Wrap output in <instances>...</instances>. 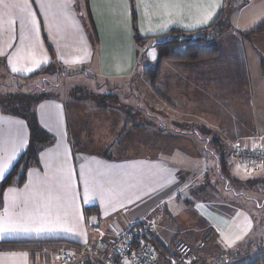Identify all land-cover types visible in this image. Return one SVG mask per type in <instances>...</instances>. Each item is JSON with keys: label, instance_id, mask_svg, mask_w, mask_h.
I'll return each mask as SVG.
<instances>
[{"label": "crops", "instance_id": "0c3cea01", "mask_svg": "<svg viewBox=\"0 0 264 264\" xmlns=\"http://www.w3.org/2000/svg\"><path fill=\"white\" fill-rule=\"evenodd\" d=\"M88 2L98 41L93 40L88 32V18L85 19L78 0H71L67 9L62 6L64 0H29V8L35 14V25L27 10L13 7L23 4V0H0L1 67L9 75L22 77L30 76L52 62L71 71V75L85 74L89 68L107 83L106 87L113 85L117 89L121 88V84L131 82L135 76L144 77L138 68L139 46L135 42L129 16L130 0ZM134 3L138 30L142 36L152 37V41L161 39L172 29L194 31L207 27L223 11H227L224 9L226 0H143L139 5L134 0ZM233 11L228 19L229 30L223 33L228 42L223 50L232 58L234 44L236 47L240 44V63L236 68L241 72H237L230 84H215L217 91L222 90L221 87L227 88L221 100L216 99L218 91L208 105L207 101L199 104L210 109L211 127L215 126L214 116L221 118L218 107H224V103L230 106V113L222 117L223 125L229 126L227 130L232 133L233 142L264 148V32H251L264 22V0H240ZM13 67L20 71H13ZM243 73L247 76V82ZM159 81L153 88L156 94L161 93L158 90ZM247 86L248 90H245ZM84 100L75 99L70 109L55 95L38 103L39 122L55 135L56 142L40 153V166L29 169L23 185H12L4 190L0 221L8 217L22 225L45 230L0 232V264H64L55 261V253H51L47 260L39 255L34 256L27 249L4 247L5 242L63 240L67 243H91L100 238L107 240L142 220L151 221L152 234L156 241L165 246L172 247L179 239L188 244L198 243L206 234H210L200 250L194 248L199 256V264H206L202 259L206 253L209 256L218 253L227 260H234L259 249L244 244L253 218L247 206L232 199L242 193L234 189L218 191L213 187L217 185L211 186L217 190L211 195L202 191L206 185V182L201 184L202 179L207 181L210 177L208 173L214 169H201L196 183L192 182L189 188L185 177L188 168L178 162L180 160L176 159L178 155L174 151H166L170 147L159 149L155 143L151 153L149 148L150 152L143 149L140 142L137 145L138 141L129 145L124 140L129 136L130 140L135 141L139 132L149 126L152 127L147 133H151L153 139H168L170 130L161 128L165 120L160 130L158 122L151 120V124L148 120L144 122L146 126L138 125L122 117V109L102 108L97 103L96 115L93 116ZM246 100L247 109L243 103ZM170 101L173 105L172 99ZM230 101L234 105H230ZM213 102L216 104L214 111ZM198 111L204 113L201 109ZM217 123L219 125L220 121ZM252 123L258 126L257 132L251 133V129H248ZM127 124L133 125L132 128L125 130ZM238 125L243 127L237 128V131L231 129ZM179 133L176 138H181ZM114 135L118 136L115 143L117 150L112 151L113 148L109 147ZM29 136L26 120L6 113L0 105V182L27 148ZM107 136L111 137L109 142L105 141ZM175 136L176 133H173L171 137ZM90 144L95 145L94 148ZM85 182L88 184L87 195ZM198 185L201 188L200 197L193 201L189 195L196 193ZM183 189L187 193L181 206ZM219 195L223 197L219 198ZM242 197L251 199L245 195ZM88 206H95L97 213L88 215L84 211V207ZM178 210H182L180 213L185 217L188 213L194 214L197 230L190 239L183 237L180 231L170 238L163 232L167 226L164 220H171L178 215ZM257 259L264 264V253L258 254L253 261ZM248 261L242 264L253 263ZM212 264L224 263L213 261Z\"/></svg>", "mask_w": 264, "mask_h": 264}, {"label": "rangeland", "instance_id": "374dc122", "mask_svg": "<svg viewBox=\"0 0 264 264\" xmlns=\"http://www.w3.org/2000/svg\"><path fill=\"white\" fill-rule=\"evenodd\" d=\"M78 1L83 8L84 17L85 19H87L85 0ZM236 1L237 0H226L225 8L227 6L229 9V7L232 6V10H229L230 14L233 9H235V7L239 4V2L237 1L238 3H236ZM233 13L234 11L232 12V15ZM227 23L230 24V21ZM228 28L224 27L223 31H228ZM221 34L218 33L217 35L209 38L208 41L202 43L203 46L206 45L211 49V51H209L211 54L208 53L209 56L206 58V60L194 63H185L182 61L171 60L164 62L162 67V75L158 84V90H160L161 94L166 96L169 101L170 99H172L174 103H172L173 105L169 104L168 102H164L160 98H157L158 94L153 91L150 80L145 76H135V78L131 82L126 85L121 84V88L117 89V87L113 85H111L112 87H106L107 83L98 78V76L94 72L89 70V68H87V72L85 74L61 75L58 73V71H55L52 73H43V76L30 79L27 82H22L20 80L17 81V79L13 78V76L6 73L4 68L0 65V92L12 93L20 90L39 91L40 87H44L49 91L50 95L60 97L70 109L73 104L72 102L75 100L73 97L75 95L79 97L81 94L79 90L88 91L91 93L83 99H85V104L89 105L93 116L96 115L95 103L98 102V98L101 94L117 95L118 103H111V105L109 104L108 107H118V109H122V113L120 115H122V117H127L128 122L137 123L138 125H140L144 124V122H146L147 120L150 123L149 120H151L153 121V123L158 122V127L160 130L162 121L165 120L164 127L161 128L164 131L170 130V137L173 133H176L175 138L169 137L168 139L160 138L159 140H155V137L154 139L153 137H151V133H147L148 130H151L152 127L149 126L148 128L144 127V130L139 132V137L135 141H133L132 139L130 140L129 136H127L124 140L128 141L129 145L136 143V141H138V145V143L140 142L139 145H141L143 149H146L147 152H150L154 148L153 145L155 143L157 144V146H159V149L161 147H170L169 149H166V151H174V154L178 155L176 159L180 160L178 162L180 164L186 165L188 168V173H186L185 177L186 181H188L189 188L192 186V182L196 183V177L200 175L201 169H206L210 166H214L217 170V173H220V179L223 175V179L226 181V183L231 184L230 186L225 184L224 181H219V189H234L237 192L242 193L238 196H234V198H229H232L241 205H245L249 208V212L251 213L253 218V223L249 231V236L245 240L244 244L248 247H259V249L254 250L250 254L243 255L240 259L234 260L233 258L227 260L224 258V255H220L218 253H213L212 256H209L206 253V256H202V259H205L206 264H212L213 261L216 263L222 262L224 264H242L248 260V262H251L255 260L258 254L264 253V175H261L264 174V163L255 168H249L246 163L233 155V148L235 146H239L243 149L250 150L261 147L259 145L246 146L245 143H243L242 146L236 142H233L231 137L232 133L227 130L229 126L223 125L224 117L226 116V114L230 113V106L226 105L225 103L222 104L224 105V107H218L221 118H219L218 116L213 117L215 123V126L213 127L215 131L213 137H211V135H208L203 128H200V126L197 127V124L210 127V121L212 120V118L210 119L209 115L210 109L200 107L199 103L207 101L206 103L208 105L212 99H215L216 93L218 91L219 93L216 99H220L221 95L226 93L227 88L224 89V87H221L222 90L218 89L217 91V89L215 88V84H220L221 86L223 85V83L230 84V80L232 78H235L237 72H241L236 68L239 67L240 63V56H238L239 51L242 50V48L241 50L238 49V45L240 44H238L237 47L236 44H234L235 52L231 53L232 58H230V55L228 57V54L223 50V48L227 46L228 42L225 39V35L221 36ZM219 37L221 38L219 39ZM163 39L164 37H162L158 41H161ZM174 48L176 52H186V44L183 42H181ZM150 53L154 54L156 57H154V55H150ZM138 57V68L140 72H142V74H144L145 68L152 67L153 69H155L158 65L159 55L158 50L155 46H149L148 48H146V50H143L142 47H139ZM241 64L243 65V63ZM226 65H228V67H226ZM242 71L245 72V70ZM94 75H96L97 77ZM243 75V78H246L247 82L246 74L243 73ZM218 79L220 80L218 81ZM98 84L100 85L98 86ZM244 88L245 90H248V86ZM247 101L248 100L243 101L245 108L247 105ZM215 105L216 104L213 102V111L216 110ZM230 105H234L233 102L230 101ZM92 107L94 108L93 110ZM124 107L128 111L127 113L125 112ZM199 109H201V111L203 110L204 113H200L198 111ZM165 115L167 116L166 118H164ZM223 115L224 117H222ZM188 121H190L189 123L194 124L190 128H188ZM217 121H220L219 125ZM144 125L146 126L147 123H145ZM132 126L133 125L130 124L128 126L127 124L124 129H131ZM242 127V125H238L236 128L233 127L231 129L237 131V128ZM257 127L258 126L256 124L252 123V125H250L248 129H251V133L252 131L257 132ZM155 131L158 132L157 129ZM178 131L181 133H179L181 139L176 138L178 137ZM184 133L186 134V138L182 139L184 137ZM224 134L226 135V137L224 136ZM219 135H221V137ZM110 138L107 136L105 141L109 142ZM112 138L113 139L110 141V144H112L109 148H113L112 151H115L117 150L115 143L117 141L116 139H118V136L114 135ZM220 139V144L224 145H222V148H218L219 155L210 154L208 150H215V148H217V145L216 147H214L213 144H215V142L216 144L219 143L218 140ZM55 142L56 139L47 147L54 145ZM86 142L88 143V141ZM121 145H123V141L121 142ZM94 146L95 145L90 144L91 148H94ZM47 147H45L44 149H46ZM148 148L150 149V151L148 150ZM119 151L122 152V150ZM152 152L153 151H151V153ZM229 152L230 155H227L229 154ZM221 156L226 162V168L221 166ZM171 158H175V156ZM48 179H52V177H49ZM228 181H230V183ZM204 182L206 181L202 179L201 184H204ZM199 186L200 185H198V187L196 188V193L194 195H189L191 196L190 199L193 201L200 197L199 194L201 188ZM186 193L187 192L185 191V189H183L180 199L181 206L184 203V197L186 196ZM242 195H245V197H250L251 199L245 200ZM189 204L193 205L191 203ZM43 209L47 212L45 206L43 207ZM180 211L182 210L177 211L179 216L176 215L171 220H164V223L167 226H165L163 232L167 238H170L172 235L176 234V232L180 231L183 237L185 236L187 239H190L192 233L197 230V227H195L196 221L194 220V214L188 213L185 217V214L180 213ZM209 236L210 234H206L203 237L202 241L198 243H190L191 245H193V247L188 244L190 247H192L194 255V248L197 249L198 247H200L197 249V251L200 250L204 246L202 244H204L208 240ZM95 242L96 241H94V243ZM80 244L81 243H76L74 245ZM255 251H257V254H255ZM160 256H162V253L159 254V261L161 260ZM53 257L55 258V261L61 262L57 260L58 258L55 255H53ZM213 257L215 258V260L213 259ZM259 262L261 263V261Z\"/></svg>", "mask_w": 264, "mask_h": 264}, {"label": "trees", "instance_id": "16d2710c", "mask_svg": "<svg viewBox=\"0 0 264 264\" xmlns=\"http://www.w3.org/2000/svg\"><path fill=\"white\" fill-rule=\"evenodd\" d=\"M237 1L239 2L240 0H237ZM237 1L236 3H238ZM130 3H131L132 30H133V35H134L136 44L139 47H142L143 50H146V48H148L149 46H155L158 50L159 61H158L157 67L155 69H153L152 67L151 68L147 67L144 69V76L150 80V84L152 85L154 89L162 75V67L165 61L171 60V61H182L185 63L186 62L194 63V62L206 60V58L209 56L208 53H210L209 51H211V49L208 48L206 45L203 46L202 43L208 41L209 38L217 35L218 33L219 34L222 33L221 34L222 36L224 32L223 31L224 27L228 28L230 26L229 23L227 22H229L228 20L229 15H230L229 10H232L231 9L232 6H230L229 9L226 6L225 10L227 11H223L222 15L220 14L219 17L211 25L207 27L196 29L194 31H184L181 29H172L171 31H169V33L163 35L164 37L163 40L161 41L153 40L152 41L151 40L152 37H146L140 34L138 27H137L138 17H137L134 0H130ZM85 5H86V10H87V18H88V24H87L88 32L90 33L91 37H93V40L98 41V36H97L96 29L94 27L92 15L89 11L88 0H85ZM251 32H256V33L264 32V22L260 24L259 26L255 27L254 30ZM245 33L247 34V32ZM181 42L186 44L185 53H179L175 51L174 47L179 45ZM55 71H58V73L61 75L72 74L71 71L62 67L60 64H55L54 62H52L46 67L42 68L41 70L34 72L30 76L22 77V76H17L14 74H11V76L17 79V81L20 80L22 82H27L30 79H33L35 77L42 75L43 73H52ZM79 92L81 93L80 96L77 97L75 95L73 97L74 99L86 98V96L91 93L88 91H81V90H79ZM158 95H159V98L162 99L164 102H168L169 104H171V101H169V99L165 97L163 94L158 92ZM50 97L51 95L49 94V91L44 87H40L39 91L38 90L37 91L35 90L34 91H21L20 90V91H16L12 93L0 92V105L2 109L8 114H13V115L24 118L28 124L29 135H30L27 148L25 149L24 152H22V154L19 156L17 161L12 166L11 170L7 173V175L0 182V207L2 206V197H3L4 190L7 187L12 186V185H15V186L23 185L27 179V174H28L29 169L32 167L40 166L41 151L45 147H47L50 143H53L56 139L54 134H52L51 132L46 130L44 127H42V125L39 122L37 109L35 108V106L37 107L39 102H41L44 99H48ZM117 99H118L117 95L101 94L100 97L98 98V102L96 103L102 108H108V105L109 104L111 105V103L117 104L118 103ZM124 110L126 113L128 112L125 109V107H124ZM189 122L190 121H188V128L194 125ZM198 126H200V128H203L207 132L208 135H211V137H213L215 133L213 127L197 124V127ZM219 136L221 137V135ZM218 142L219 143L217 144L216 142L215 144H213L214 147H216L217 145V148H215L216 152H214V150H211V152L208 151L210 152V154L219 155L218 148H222V145L224 144H220L221 139L218 140ZM222 156L220 158V162H222L221 166L226 168V162L225 160H223ZM210 168L214 169L215 171H210L208 173L210 177L208 178L207 181L204 179L206 181V185L202 189V191H204L205 194L211 195L214 193V191L216 192L217 190L218 191L225 190V188H222V190L218 188L219 181L220 182L224 181L225 184L231 186V184L226 183L224 179L222 178L220 179V177L218 178V176H220V173L219 174L217 173V170L214 166H210ZM228 182L230 183V181ZM212 185H217L216 187L213 186L214 189H217V190H214L211 187ZM221 197L223 196L219 195V198ZM84 211L88 215L97 213V209L95 206L84 207ZM148 235L154 241L155 247L158 250L159 254L162 253V256H160L161 263L163 264H189V263L183 262V260L178 256V252L176 251V247L174 246V244L171 247V246H165L162 243L156 241L154 235L152 234V227H151V232H148ZM5 243L6 244L4 247H7L9 249H27V250H30L34 256L39 255L41 258L47 259V260L50 259L49 258L50 254L55 253V251L59 247H61V245L76 244L74 242L67 243V241H63V240H46V241L15 240V241H9ZM196 256H197L196 260L191 264H199L198 263L199 256L197 254ZM259 261H262V260L257 259L255 262L252 261L253 263L251 264H260Z\"/></svg>", "mask_w": 264, "mask_h": 264}, {"label": "built area", "instance_id": "2783aa9c", "mask_svg": "<svg viewBox=\"0 0 264 264\" xmlns=\"http://www.w3.org/2000/svg\"><path fill=\"white\" fill-rule=\"evenodd\" d=\"M233 155L249 168L264 163V148L248 150L235 146ZM151 227L150 220H142L107 240L100 238L95 243L61 245L55 256L64 264H163L159 261L154 241L148 235ZM175 247L183 262L191 264L196 260V254L185 240H177Z\"/></svg>", "mask_w": 264, "mask_h": 264}, {"label": "snow or ice", "instance_id": "6c2138e0", "mask_svg": "<svg viewBox=\"0 0 264 264\" xmlns=\"http://www.w3.org/2000/svg\"><path fill=\"white\" fill-rule=\"evenodd\" d=\"M143 0H137V4L139 5L140 3H142ZM71 0H64L63 3V7L65 9L68 8V6L70 5ZM13 7H19L22 11L27 10L28 11V15L32 17V23L33 25L36 24L35 21V14L30 10L29 8V0H23V4H16L13 5ZM131 15V11H129V16ZM207 19V18H206ZM206 19L204 22H206ZM150 55H154L151 54ZM13 71H20V69L13 67L12 68ZM27 71H32V69H27ZM87 191H88V184L87 182H85V195H87ZM16 230H22V231H36V232H41L44 231V228H32L29 227L27 225H22L21 223L12 220L11 218H4L2 221H0V232H9V231H16ZM237 239H239V237H237Z\"/></svg>", "mask_w": 264, "mask_h": 264}]
</instances>
